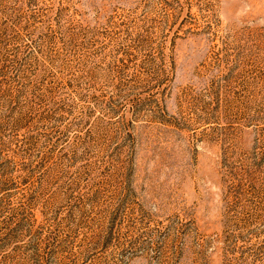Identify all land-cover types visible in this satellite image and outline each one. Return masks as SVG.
Returning <instances> with one entry per match:
<instances>
[{
	"label": "rangeland",
	"instance_id": "374dc122",
	"mask_svg": "<svg viewBox=\"0 0 264 264\" xmlns=\"http://www.w3.org/2000/svg\"><path fill=\"white\" fill-rule=\"evenodd\" d=\"M0 264H264V0H0Z\"/></svg>",
	"mask_w": 264,
	"mask_h": 264
}]
</instances>
